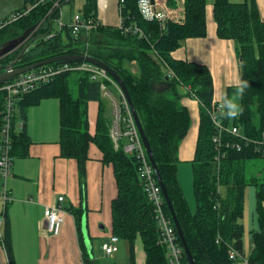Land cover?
<instances>
[{"label":"trees","instance_id":"obj_1","mask_svg":"<svg viewBox=\"0 0 264 264\" xmlns=\"http://www.w3.org/2000/svg\"><path fill=\"white\" fill-rule=\"evenodd\" d=\"M12 1H20L21 7L11 15H23L0 28V49L31 27H37L33 37L46 34L53 21L60 18V9L54 7V3L58 2L59 6L66 0L45 1L35 7L40 0ZM140 1L118 0L119 25L112 27L98 20L97 0H85L81 19L91 21L94 25L92 30L73 35L69 26H62L54 32L52 29L47 37L32 43L33 46L16 65L24 67L60 55H86L114 71L123 81L136 110L194 264L236 263L240 259L233 261L228 258L227 244L243 257L244 227L240 221L243 219L247 187L255 188L257 228L251 232V251L246 261L247 264H264V171L256 176L247 173L249 160L264 159V147L228 151L217 169L211 141L214 130L207 110L211 104L220 102L213 98L211 72L204 65L172 56L187 39L206 36V0H183V23H160L146 17ZM254 1L231 3L229 0H214L212 17L217 38L232 41L239 59L238 90L228 88L221 102L224 124L239 128L247 138L260 140L264 136V22ZM167 4L174 7L175 1L168 0ZM29 7L31 9L27 12ZM1 20H10V16ZM135 28L141 31L142 36L125 32ZM19 52L1 57L0 71L14 61ZM165 70L171 71L173 76L168 77ZM71 75H75L74 95L68 87ZM182 95L196 100L199 110L197 140L191 160L194 210L190 209L177 177L179 147L191 127L190 113L179 102ZM237 96L238 108L242 111L235 117H229L226 115L229 111L227 105L233 104ZM45 99H56L59 103L60 157L77 163L80 186L84 185L85 163L91 145L102 154V162L112 166L117 187V197L111 204L112 235L126 242L131 263L134 262L135 242L140 239L145 264H169L167 251L159 244L152 206L143 190L139 160L127 155L122 149L123 144L115 148L109 136L111 122L105 115L99 83L91 81L86 74L59 75L23 96L17 105L19 114L16 119L23 120L29 107L37 106ZM91 102L98 104L93 128H89L88 122V105ZM1 111L0 102V127ZM28 146V136L23 127L12 135V158L25 157ZM66 209L74 217L76 229L80 232L81 207ZM164 212L171 219L165 203ZM1 236L12 263L11 229L6 213ZM176 237L182 252V264H189L177 233ZM83 264L96 263L84 252Z\"/></svg>","mask_w":264,"mask_h":264},{"label":"crops","instance_id":"obj_2","mask_svg":"<svg viewBox=\"0 0 264 264\" xmlns=\"http://www.w3.org/2000/svg\"><path fill=\"white\" fill-rule=\"evenodd\" d=\"M117 1L101 0L102 8L99 15L102 16L104 12V21L98 20L102 24L112 27L119 25ZM146 1L147 3H144V0H141L140 6L142 5L141 10L148 15L150 11L148 5L150 6L151 3L150 0ZM213 1L206 0V36L187 39L172 56L175 59L206 66L211 72L216 95L219 98L223 90L226 94L228 88H236L240 85V74L235 45L232 41L220 40L216 36V26L212 17ZM244 1L229 0L231 3ZM153 2L158 13L161 12L162 5L166 4V0H153ZM254 3L261 21L264 22V0H255ZM181 92L184 93L185 90L181 89ZM213 98L215 101L223 102L216 100L214 95ZM101 100L103 103H105L103 100L107 102L106 99L101 98ZM196 104L197 111L193 113L189 111L193 119L191 133L187 134L178 151L179 160L182 161H191L194 157L199 124L197 101ZM90 110L93 115V121L90 122L93 128L98 104L89 103V113ZM24 115V131L29 140L27 155L13 158L12 176L7 181L11 201L4 208L0 197V215L5 211L10 222L13 262L10 263L5 248L0 243V264H83L84 252L93 259V241L103 236H107L108 239L112 234L111 204L117 197L112 166L104 164L100 151L91 145L85 163L84 185L80 186L77 163L60 157L58 101L45 99L37 106L29 107ZM82 195L83 199H81ZM58 196L64 197L62 207L66 211V208H75L76 204L81 207L80 232L76 229L74 217L68 211L64 216L59 235L53 236L46 231L44 208L48 205H56ZM240 223L244 227L243 259L234 264H247L246 259L251 251V232L255 231L257 226L253 223L254 227L252 224L249 232L245 233L244 211ZM108 226L109 233H105ZM137 241L140 239L135 242V255ZM139 259H141L139 264H145V254H141V257L139 254Z\"/></svg>","mask_w":264,"mask_h":264},{"label":"built area","instance_id":"obj_3","mask_svg":"<svg viewBox=\"0 0 264 264\" xmlns=\"http://www.w3.org/2000/svg\"><path fill=\"white\" fill-rule=\"evenodd\" d=\"M2 0H0L1 2ZM51 0H40L34 5ZM122 2V0H120ZM168 0H166L167 4ZM58 2L54 3V7H58ZM183 0H175L174 7H168V4H163L161 14L157 16V9L153 4L150 5L148 18H154L160 23L172 21L183 23L185 20V12L183 8ZM141 7V6H140ZM31 8L27 9V12ZM120 10V6L118 8ZM25 12L24 14H26ZM23 14L17 13L10 15V20L2 22L0 18V28L5 24L20 18ZM147 17V16H146ZM72 34L76 35L80 31L88 33L94 28L91 21H84L79 16L73 17L71 25ZM125 32L137 33L142 36V33L137 28L130 30L126 29ZM86 56V55H83ZM56 64V65H54ZM40 67L36 70L18 75L10 81L0 85V102L2 104L1 111V127H0V197L2 200L3 208L11 201V196L7 188V181L12 176V135L14 132L21 131L24 127V121L16 119V110L18 102L22 100L23 96L32 92L44 83H48L55 77L66 73H81L86 74L93 82L99 83L100 97L110 100L113 106V113L115 120L111 122L110 138L115 146L123 144V151L130 156H135L140 163L139 172L140 178L143 181V190L149 203L152 206L155 220L159 231V244L165 247L169 264H181L182 252L177 243L175 227L169 217L164 212V199L161 189L157 183L153 169L150 165L146 151L138 134L137 128L131 117L129 108L124 100L121 90L117 84L111 79L108 73L93 64L86 62L79 63H54ZM168 77H172L173 73L165 70ZM109 88H113L117 92V96H113ZM125 113V115H123ZM207 115L213 126L214 134L212 136V144L214 147L213 161L215 167L219 169L222 161L225 159L228 151L236 150L241 151L244 147H264V136L260 140H253L243 136L239 128L235 126H226L224 124L223 104H211L207 110ZM126 139V143H121ZM64 197H57L56 205H48L44 208L43 218L45 229L53 236L60 233L64 216L68 212L62 207ZM4 211L0 215V243L2 244L1 226L3 224ZM119 239L110 235L108 239L101 243V250L105 256H110L118 251L117 244ZM228 258L236 261L243 259L234 248L227 244Z\"/></svg>","mask_w":264,"mask_h":264},{"label":"rangeland","instance_id":"obj_4","mask_svg":"<svg viewBox=\"0 0 264 264\" xmlns=\"http://www.w3.org/2000/svg\"><path fill=\"white\" fill-rule=\"evenodd\" d=\"M84 3H85V0H72L70 3L63 4L60 8L59 20L53 21V23H52L53 32L59 31L62 28V26H70L71 21H72L74 16H79L80 18H82L81 12H82ZM144 3H147V1L144 0ZM20 7H21L20 1L18 2V1H12V0H2L0 2V18L4 19V18L10 16L13 11H15L16 9H18ZM101 8H102V2H101V0H98L97 16H98V19L101 22H103L104 21V16H103L104 12L102 13V16L99 15ZM148 8H150L149 5H148ZM142 12L144 13V15L149 16V15H147V13L144 10H142ZM160 14L161 13H157V16H159ZM117 19H118V15H117ZM183 43L181 44V46L183 45ZM74 76L75 75H71L68 79V87L71 90V93L73 95L75 94V90H76V86L74 83V79H75ZM213 89H214L215 99L216 100L219 99L220 101H223L225 99V96H226L224 90L218 98V96L216 95L214 85H213ZM236 89H237V87H236ZM109 90L111 91L113 96H116V92L113 88H109ZM180 94H181V92H180ZM183 100H185L184 103H183ZM103 101L105 102L104 103L105 115L109 119L110 122H113L115 120V116L113 113L112 102L110 100H107V102L105 100H103ZM179 102L181 105L186 106L188 111H191L192 113H193V111L194 112L197 111L196 100H194L193 98H188V97H185L182 95L180 97ZM233 104L238 106V96L236 97V100H233ZM16 112H17V114H19L18 109L16 110ZM92 119H93V115L91 114V110H90V113L88 112L89 128H91L92 123H90V122L93 121ZM192 122H193V119H192V115H191V126H193ZM110 127H111V125H110ZM190 128L192 129V127H190ZM191 129L188 132L189 134L191 133ZM109 136H110V131H109ZM122 141H123V143L127 142L126 139H123ZM247 165H248L247 166L248 167L247 173L249 176H256L259 174V172L264 171L263 170L264 159H251L248 161ZM177 177H178L179 185L182 189L183 195H184L190 209L194 210L195 203H194V198H193V193H192V173H191V161L190 160L189 161L179 160V162L177 164ZM243 207H244L245 224H246L245 233L247 234L250 230L251 225L253 223H255V225H256V215H255V211H254V209H255V188L247 187L245 189V191H244V206ZM75 208H78V204H76ZM253 227H254V224H253ZM105 233H109V226L106 227ZM105 239H107V236L99 237L93 241L94 244H93L92 256H93V261L96 264H139V263H141V259H139V254L141 257V254H144V253H143V248H142V244L140 241H137L138 244L136 246V255L134 257V262L131 263L128 252H127L126 242L123 240H119V242L117 244L119 252L113 254L110 258L106 257L100 249V243L102 241H104ZM249 245H250V241L248 243V246ZM247 250H248V248H247ZM244 251H245V247H244ZM90 256L91 255H89L88 257L91 258ZM117 256H119V257H117ZM181 264H182V259H181Z\"/></svg>","mask_w":264,"mask_h":264},{"label":"water","instance_id":"obj_5","mask_svg":"<svg viewBox=\"0 0 264 264\" xmlns=\"http://www.w3.org/2000/svg\"><path fill=\"white\" fill-rule=\"evenodd\" d=\"M71 0H66L64 3H62L61 5H59L57 7V9H60L61 6L65 3H70ZM150 3L153 4V0H150ZM52 14V12H50V15ZM48 22L51 24V19H48ZM37 30V27H31L28 30H26L25 32H23L20 36H18L17 38L10 40L5 46H3L0 49V58L3 56H6L10 53H12L19 45L24 44L21 51L19 52L18 56L15 58L14 61H12L10 64L6 65L3 69V72L0 73V85L4 84L7 81L12 80L13 78H15L18 75H22L24 73L36 70L40 67L46 66V65H51L54 63H62V64H70V63H79V62H86V63H90L93 64L99 68L104 69L108 75L111 77V79L117 84V86L119 87V89L122 92V95L124 97V100L129 108L131 117L133 118V121L135 123V126L137 128L138 134L140 136V139L142 141V144L144 146V149L146 151V155L148 157V160L150 162V165L153 169L154 175L156 177L157 183L161 189V193L163 195V199L165 201L166 207L168 208V211L170 213V217L172 219L173 225L176 229V233L180 239V242L182 244V247L184 249V252L188 258L189 264H194V261L190 255V252L188 251V248L186 246L185 240L183 238L181 229L179 227V223L176 219L171 201L168 198L166 189L162 183L161 177L159 175L158 169L156 167V163L154 161V157L153 154L151 152L149 143L145 137V134L143 132L142 126L140 124L138 115L136 113V110L132 104V101L130 99V96L128 94V91L123 83V81L121 80V78L114 72L112 71L110 68H108L106 65H104L103 63H101L100 61L89 57V56H83V55H60V56H56V57H52V58H48V59H44L41 61H37L34 62L30 65L24 66V67H16L15 68V64L16 62L21 58V56L28 50V47L34 43L36 40L38 39H43L45 37H47L49 35V33H51L52 28L50 27V29L48 30V32L46 34H42V35H37L33 38H31L33 36V34H35ZM31 38V39H30ZM30 39V40H29ZM168 78V77H167ZM166 78V79H167Z\"/></svg>","mask_w":264,"mask_h":264},{"label":"clouds","instance_id":"obj_6","mask_svg":"<svg viewBox=\"0 0 264 264\" xmlns=\"http://www.w3.org/2000/svg\"><path fill=\"white\" fill-rule=\"evenodd\" d=\"M246 86H247V84L245 83L244 87H246ZM227 107L229 108V111L226 113V115L229 117H235L239 114V111H242V109H239L238 106L235 104L229 103L227 105Z\"/></svg>","mask_w":264,"mask_h":264},{"label":"flooded vegetation","instance_id":"obj_7","mask_svg":"<svg viewBox=\"0 0 264 264\" xmlns=\"http://www.w3.org/2000/svg\"><path fill=\"white\" fill-rule=\"evenodd\" d=\"M34 35H35V34H33V36H34ZM33 36H32L31 38H33ZM31 38H30V39H31ZM30 39H29V40H30ZM23 45H24V44L19 45V46L13 51V53L16 52L17 50H20V51H21ZM32 46H33V45H31V47H32ZM31 47H29V48H31ZM29 48H28V50H29ZM28 50H27V51H28ZM16 67H17V65L15 64V68H16ZM17 68H18V67H17ZM1 72H3V69L0 71V73H1Z\"/></svg>","mask_w":264,"mask_h":264},{"label":"bare ground","instance_id":"obj_8","mask_svg":"<svg viewBox=\"0 0 264 264\" xmlns=\"http://www.w3.org/2000/svg\"><path fill=\"white\" fill-rule=\"evenodd\" d=\"M74 17H75V16H74ZM30 46H31V45H30ZM30 46H29V47H30ZM29 47H28V48H29Z\"/></svg>","mask_w":264,"mask_h":264}]
</instances>
